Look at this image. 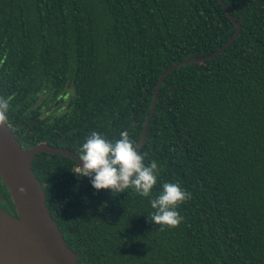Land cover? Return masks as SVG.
<instances>
[{
	"label": "trees",
	"instance_id": "16d2710c",
	"mask_svg": "<svg viewBox=\"0 0 264 264\" xmlns=\"http://www.w3.org/2000/svg\"><path fill=\"white\" fill-rule=\"evenodd\" d=\"M241 31L213 59L162 81L140 153L190 193L175 227L148 197L96 191L77 162L39 152L32 170L79 264H264V0H222ZM236 25L219 0H0V97L27 150L79 156L96 131L137 147L169 67L223 47ZM0 190L15 206L0 176Z\"/></svg>",
	"mask_w": 264,
	"mask_h": 264
},
{
	"label": "water",
	"instance_id": "95a60500",
	"mask_svg": "<svg viewBox=\"0 0 264 264\" xmlns=\"http://www.w3.org/2000/svg\"><path fill=\"white\" fill-rule=\"evenodd\" d=\"M219 2L236 25L235 34L212 54L181 61L160 75L137 143L138 152L145 140L163 79L179 66L213 59L226 50L240 34V24L234 20L222 0ZM39 152L61 154L79 163L78 155L61 148L41 144L23 149L5 120H0V176L7 186L17 215L13 216L0 208V264H79L52 219L43 191L32 170L33 159ZM21 187L26 191L21 192Z\"/></svg>",
	"mask_w": 264,
	"mask_h": 264
},
{
	"label": "clouds",
	"instance_id": "9594fccd",
	"mask_svg": "<svg viewBox=\"0 0 264 264\" xmlns=\"http://www.w3.org/2000/svg\"><path fill=\"white\" fill-rule=\"evenodd\" d=\"M8 111L9 100L0 97V120L6 118ZM78 158L79 163L72 173L78 179L89 178L96 191L124 193L132 188L140 196L149 198L152 223L175 227L181 222L177 207L191 194L176 182H164L153 196L152 189L159 175L158 164L156 161L144 163V155L138 152L127 131L121 132L115 141L96 131L91 132L82 142ZM20 191L26 189L21 187Z\"/></svg>",
	"mask_w": 264,
	"mask_h": 264
},
{
	"label": "flooded vegetation",
	"instance_id": "af4514ba",
	"mask_svg": "<svg viewBox=\"0 0 264 264\" xmlns=\"http://www.w3.org/2000/svg\"><path fill=\"white\" fill-rule=\"evenodd\" d=\"M0 208L3 209V210H5L7 213H9V214L12 215V212H13V211L11 212L12 206L9 203L7 197H5L3 195V193L1 192V190H0Z\"/></svg>",
	"mask_w": 264,
	"mask_h": 264
}]
</instances>
